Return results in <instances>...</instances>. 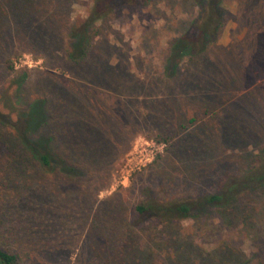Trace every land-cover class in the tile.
<instances>
[{
	"label": "rangeland",
	"instance_id": "374dc122",
	"mask_svg": "<svg viewBox=\"0 0 264 264\" xmlns=\"http://www.w3.org/2000/svg\"><path fill=\"white\" fill-rule=\"evenodd\" d=\"M21 1L0 0V249L14 264H264V187L225 217L208 206L163 225L135 212L264 166V0H221L215 40L171 78L170 44L199 23L194 0L115 9L77 64L69 34L91 1ZM35 101L77 178L34 165L6 178L2 141Z\"/></svg>",
	"mask_w": 264,
	"mask_h": 264
},
{
	"label": "trees",
	"instance_id": "16d2710c",
	"mask_svg": "<svg viewBox=\"0 0 264 264\" xmlns=\"http://www.w3.org/2000/svg\"><path fill=\"white\" fill-rule=\"evenodd\" d=\"M32 2L33 0H22L21 2ZM91 6L82 24V31L75 32L70 30V50L67 59L75 64L84 59L89 46V29L93 23L107 19L112 12L119 7H138L142 6L143 0H90ZM198 8V25L193 26V36L184 38L180 36L175 39L169 47L166 57L164 74L171 78L177 71L179 61L183 57H191V52L195 43L197 49L202 52V46L211 44L215 40L216 32L221 26V0H194ZM15 7V6H14ZM22 18L30 17L26 12H22ZM30 20V19H29ZM37 25H33L32 31H39ZM194 40V42H193ZM8 69L12 68L11 61L6 62ZM43 102L35 101L30 104L26 111L20 115L21 126L16 128L15 142L11 143L9 136L5 144V152L9 155L2 160L3 168L8 176L12 174L24 176L23 173L27 166L34 165L41 170L57 169L65 178H77L81 174L79 167L68 163L65 159L58 156L55 152L54 138L52 135L41 132L47 125L46 114H44ZM6 109L14 112L12 104L4 102ZM46 112V110H45ZM31 116L27 121L26 116ZM0 124L4 125L5 117L0 113ZM87 139L89 136H86ZM27 154V156L23 155ZM256 163V162H255ZM251 166L249 170H244L241 175L235 176L225 182L217 194L205 195L197 200L185 201H166L157 204H147L145 207H135L138 216L147 212L148 217L156 218L163 225L173 220H182L190 216L192 211L214 206L221 209V216L225 217L226 208L236 209L243 196L255 193L264 187V166L258 169ZM254 169V170H253ZM243 213V211H240ZM15 257L0 249V264H14Z\"/></svg>",
	"mask_w": 264,
	"mask_h": 264
}]
</instances>
